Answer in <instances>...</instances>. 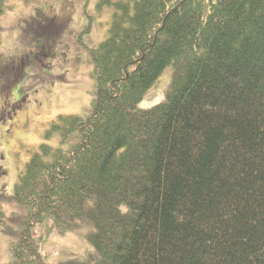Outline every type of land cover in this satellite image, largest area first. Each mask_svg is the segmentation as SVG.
<instances>
[{
  "label": "trees",
  "instance_id": "1",
  "mask_svg": "<svg viewBox=\"0 0 264 264\" xmlns=\"http://www.w3.org/2000/svg\"><path fill=\"white\" fill-rule=\"evenodd\" d=\"M104 5L89 111L52 121L20 173L9 264H51L43 244L83 225L92 252L54 264H264V0Z\"/></svg>",
  "mask_w": 264,
  "mask_h": 264
},
{
  "label": "rangeland",
  "instance_id": "2",
  "mask_svg": "<svg viewBox=\"0 0 264 264\" xmlns=\"http://www.w3.org/2000/svg\"><path fill=\"white\" fill-rule=\"evenodd\" d=\"M101 1L6 0L5 12L0 11V264L12 261L11 244L21 229L13 202L20 173L42 143L57 140L56 135L46 137L52 121L89 111L94 90L90 51L108 37L115 13ZM39 19L67 23L50 35L40 29ZM172 77L169 67L139 109L163 103ZM19 99L21 104L14 106ZM91 229L83 225L67 234L54 233L42 246L44 259L51 264L85 260L92 252ZM34 233L46 237L41 230Z\"/></svg>",
  "mask_w": 264,
  "mask_h": 264
},
{
  "label": "flooded vegetation",
  "instance_id": "3",
  "mask_svg": "<svg viewBox=\"0 0 264 264\" xmlns=\"http://www.w3.org/2000/svg\"><path fill=\"white\" fill-rule=\"evenodd\" d=\"M60 20V19H59ZM62 20V21H61ZM60 20V23H58V19H54L53 21H54V24L56 25H52V24H50V23H48L47 21H45V20H43V19H39V20H37L36 21V23L39 25V27H40V29H43L44 31H49V33H47V34H50V35H52L51 33L54 31V30H56V28H59L62 24H64V22H66L67 23V21H65L64 19H61ZM65 23V24H66ZM49 48H50V52H49V54H51V55H53V51L51 50V45H49ZM23 102V101H22ZM19 104H21V100L19 99L17 102H15L13 105L14 106H18ZM16 108H18V107H16ZM15 108V109H16Z\"/></svg>",
  "mask_w": 264,
  "mask_h": 264
}]
</instances>
